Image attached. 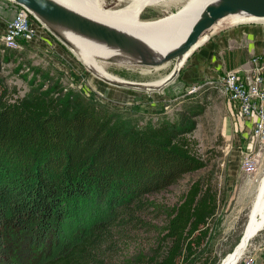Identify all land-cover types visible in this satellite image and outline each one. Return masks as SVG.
<instances>
[{
  "label": "trees",
  "instance_id": "1",
  "mask_svg": "<svg viewBox=\"0 0 264 264\" xmlns=\"http://www.w3.org/2000/svg\"><path fill=\"white\" fill-rule=\"evenodd\" d=\"M193 128L184 116L136 126L79 96L40 91L12 98L0 86V253H12L14 264L27 251L41 264H107L120 228L145 223L139 212L151 207L164 215L156 245L118 264L187 262L208 234L217 189L196 179L171 205L154 195L206 164ZM11 171L17 176L8 181ZM30 206L38 207L35 220L17 229ZM70 210L90 212L83 228L65 232L56 250L32 248L30 226L42 232Z\"/></svg>",
  "mask_w": 264,
  "mask_h": 264
},
{
  "label": "rangeland",
  "instance_id": "2",
  "mask_svg": "<svg viewBox=\"0 0 264 264\" xmlns=\"http://www.w3.org/2000/svg\"><path fill=\"white\" fill-rule=\"evenodd\" d=\"M127 1L99 2L100 7L113 9L124 6ZM187 1L189 0H168L149 4L140 11L138 22L151 23L168 17L167 15L176 12ZM5 3H8V0H5ZM45 29L59 40L49 29ZM68 38L74 41L73 49L79 55L70 46L61 42L66 58L61 62L52 60V53L38 52L32 44L22 49H9L0 43V86L5 88L8 96L12 98L40 91H47L64 99L79 96L99 103L116 118L136 126L154 124L162 119L179 120L183 116L193 120L194 128L189 134L196 139L193 146L197 155L206 164L198 170L185 173L175 183L154 196L159 202H166L169 205L176 203L182 199L183 194L196 179L207 180L217 189L216 210L208 218V234L188 261L184 262L180 258L178 264H219L240 242L249 222L258 186L264 174V135L255 134L253 121L238 111L237 103L228 99L219 83H204L197 90L181 93H175L167 86L164 91L166 97L171 99L166 101V107L159 106L155 104L156 98L151 93L158 89L123 86L102 79L85 63L86 52L82 51L81 45L89 47L92 44L77 43L70 35ZM107 52L104 50L95 58L102 60L104 69L115 75L117 80L155 82L169 73L174 65V60L159 67L136 62L125 63L116 58L105 61L106 56L103 55ZM256 58L260 68L259 74L264 77V56ZM95 89L101 92L98 93ZM247 159L252 162L250 168L245 164ZM16 176L12 171L8 172V181L16 179ZM2 177L4 173L0 174V178ZM31 207L24 210L23 221L19 223L17 229L26 221L31 222L29 217L35 220L38 207ZM97 209L99 213L106 211L100 210V207ZM145 210L139 212V217L145 218V223L137 222L138 225L129 224L127 228L121 227L119 233L115 235L107 264H118L124 258L135 256L139 251L149 254L156 245L164 215L156 214L155 209L152 211L151 207ZM89 214L90 212H87L82 215L81 212L70 210L69 216L62 222L46 226L39 233L36 232L39 229L32 225L28 231L31 233L29 243L32 248L38 247L37 250L49 246L52 250L57 246L61 248L65 232L72 234L73 229L83 228V218ZM18 250L20 252L22 248ZM40 256L42 257V254ZM11 257H14L12 253H0V264H14ZM20 257L23 259L22 264H41L33 252L27 251V254ZM237 264H264V226L249 240L243 257Z\"/></svg>",
  "mask_w": 264,
  "mask_h": 264
},
{
  "label": "bare ground",
  "instance_id": "3",
  "mask_svg": "<svg viewBox=\"0 0 264 264\" xmlns=\"http://www.w3.org/2000/svg\"><path fill=\"white\" fill-rule=\"evenodd\" d=\"M51 1L66 10L73 11L81 16H86L89 19H93L109 27H113L115 30L130 38L135 42V44L141 47V51L130 53L117 46L109 45L104 41L93 40L85 35L78 34L67 29H61L59 31L72 49L74 41H71L70 38H68L69 35L77 43L92 44L89 47L81 45L82 51H84V53L86 52L85 63L92 70H94L96 74L111 79H116L115 75L110 74L104 69L102 60L100 61L95 58L96 55H100V52L102 54L104 50L105 52L108 51L106 53L108 55L104 54L103 56H106V58H116V60L125 63L136 62L138 64L144 63L147 65H156L157 63H161L163 56L168 51L173 50L189 37L195 20L200 16L204 7L207 5H214L218 2V0H189L178 8L176 12L167 15L168 17L155 20L151 23H140L138 22V16L143 7L149 4L166 2L168 0H128L124 6L113 9H104L100 7V0ZM250 19H257V17L251 13L237 9L219 17L215 21L213 28L219 27L225 23L231 24V22L233 23L234 21ZM94 43L96 45H94ZM180 62L181 60L174 61V65L177 66ZM167 75L168 73L155 82H143V85L145 87L159 85ZM263 226L264 174L258 186L256 200L253 204L252 211L250 212L249 222L240 239V242L219 262V264H237L243 257L245 249L249 244V240Z\"/></svg>",
  "mask_w": 264,
  "mask_h": 264
},
{
  "label": "water",
  "instance_id": "4",
  "mask_svg": "<svg viewBox=\"0 0 264 264\" xmlns=\"http://www.w3.org/2000/svg\"><path fill=\"white\" fill-rule=\"evenodd\" d=\"M14 1L25 5L29 10H31L44 27L54 33V35L58 37L59 41L65 43L66 45H68L66 39L62 36L61 32H59L61 29H67L78 34L85 35L93 40L104 41L109 45L117 46L130 53L141 51V47H139V45L135 44L133 40L124 36L113 27H109L96 20L89 19L86 16H81L73 11L66 10L51 0ZM237 9L251 13L255 15L257 19L238 20L234 22L264 20V0H218V2L214 5L205 6L200 16L195 20L189 37L181 42L176 48L168 51L163 56L161 63L154 65V67H159L171 60H181L179 65H173L166 78H164L159 85L145 87L141 81H132L128 79L117 80L99 76L104 80L123 86L143 88L147 90L162 89L177 77L185 58L190 54V52L197 45H199V43L205 39L210 32L217 28H213L215 21L225 13L233 12ZM112 59L115 58L109 57L104 60L106 61Z\"/></svg>",
  "mask_w": 264,
  "mask_h": 264
},
{
  "label": "crops",
  "instance_id": "5",
  "mask_svg": "<svg viewBox=\"0 0 264 264\" xmlns=\"http://www.w3.org/2000/svg\"><path fill=\"white\" fill-rule=\"evenodd\" d=\"M0 4L2 5L1 32L4 19L10 18L14 9L10 3H5V0H0ZM261 55L264 56V20L223 24L210 32L190 52L173 81L162 89L151 92L156 98L155 104L167 106L166 101L171 99V97H166L164 91L167 86L175 93L192 92L189 90L193 86L196 85L197 88L194 90H197L204 83H212L219 74L226 70L237 69L240 72L250 73L254 67L253 58L261 57ZM95 91L101 92L96 89ZM142 93L149 95L147 92Z\"/></svg>",
  "mask_w": 264,
  "mask_h": 264
},
{
  "label": "built area",
  "instance_id": "6",
  "mask_svg": "<svg viewBox=\"0 0 264 264\" xmlns=\"http://www.w3.org/2000/svg\"><path fill=\"white\" fill-rule=\"evenodd\" d=\"M8 3L14 9V13L10 18L4 19L0 32V43L3 47L22 49L32 44L38 52L52 53L54 55H51L52 60L61 62L66 59L61 47L62 43L47 32L31 10L14 0H8ZM1 7L0 4V13ZM256 57L253 58L252 72L227 70L219 74L212 82L219 83L228 99L237 103L238 111L253 121L255 134L264 135V77L259 74L260 68ZM196 88L195 85L189 91ZM245 164L247 168L252 166L250 159H247Z\"/></svg>",
  "mask_w": 264,
  "mask_h": 264
}]
</instances>
